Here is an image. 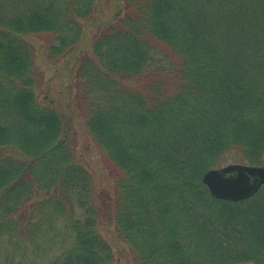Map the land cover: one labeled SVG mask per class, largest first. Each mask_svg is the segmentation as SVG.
I'll list each match as a JSON object with an SVG mask.
<instances>
[{
  "label": "trees",
  "instance_id": "16d2710c",
  "mask_svg": "<svg viewBox=\"0 0 264 264\" xmlns=\"http://www.w3.org/2000/svg\"><path fill=\"white\" fill-rule=\"evenodd\" d=\"M97 2L0 0V264H112L102 224L134 264H264V185L228 202L201 180L263 162L264 0H122L105 23ZM30 36L47 38L48 60L79 54L112 194L95 199L64 113L39 98ZM157 74L173 87L128 84Z\"/></svg>",
  "mask_w": 264,
  "mask_h": 264
},
{
  "label": "rangeland",
  "instance_id": "374dc122",
  "mask_svg": "<svg viewBox=\"0 0 264 264\" xmlns=\"http://www.w3.org/2000/svg\"><path fill=\"white\" fill-rule=\"evenodd\" d=\"M123 5L122 0H98L96 17L98 23L113 20ZM115 20V19H114ZM98 23L86 27V38L81 49L91 54L90 43ZM34 51V64L40 74L41 85L39 98L50 101L57 109L64 113L73 140L77 158L86 166L95 185V199L99 200L104 194H112L116 173L112 166L104 159L99 149L91 142L85 133L83 110L85 103L81 99L78 80L73 71L74 60H48L45 56L47 38L44 36H30L26 38ZM78 53V52H77ZM72 68V69H71ZM163 82L167 90L173 87V80L164 75L144 76L138 80L129 81L131 88L144 89L150 79ZM261 166H264V157ZM99 233L108 242L114 254L112 264H134V257L126 243L118 239L113 225L102 224Z\"/></svg>",
  "mask_w": 264,
  "mask_h": 264
},
{
  "label": "water",
  "instance_id": "95a60500",
  "mask_svg": "<svg viewBox=\"0 0 264 264\" xmlns=\"http://www.w3.org/2000/svg\"><path fill=\"white\" fill-rule=\"evenodd\" d=\"M201 180L212 198L239 202L253 196L264 185V166L228 164L207 170Z\"/></svg>",
  "mask_w": 264,
  "mask_h": 264
}]
</instances>
